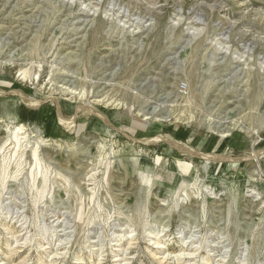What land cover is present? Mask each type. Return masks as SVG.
Wrapping results in <instances>:
<instances>
[{
	"label": "rangeland",
	"instance_id": "rangeland-1",
	"mask_svg": "<svg viewBox=\"0 0 264 264\" xmlns=\"http://www.w3.org/2000/svg\"><path fill=\"white\" fill-rule=\"evenodd\" d=\"M262 163L264 0H0V264H264Z\"/></svg>",
	"mask_w": 264,
	"mask_h": 264
},
{
	"label": "bare ground",
	"instance_id": "bare-ground-1",
	"mask_svg": "<svg viewBox=\"0 0 264 264\" xmlns=\"http://www.w3.org/2000/svg\"><path fill=\"white\" fill-rule=\"evenodd\" d=\"M127 16V15H126ZM23 20V19H22ZM15 34V33H14ZM20 45V44H19ZM248 48V47H247ZM173 64V63H172ZM243 69V68H242ZM68 84V83H67ZM243 91V90H242ZM30 102L32 101V100H29ZM34 102H37V101H34ZM31 104V103H30ZM34 104V103H33ZM36 105V104H35ZM89 109H91V108H89ZM172 117V116H171ZM223 124V123H222ZM70 125H72V124H70ZM68 126V125H67ZM228 127H226V129H220L221 131H223V132H225V133H227V134H224V138H229V137H232V136H230V134H228L229 132H230V130L229 129H227ZM218 132H219V130H218ZM221 133V132H220ZM153 141V140H152ZM150 142V141H149ZM182 149V148H181ZM211 158V157H210ZM251 174H252V176H254V175H256V176H260L261 174H262V172H261V170L257 167V168H255L252 172H251ZM259 195V194H258Z\"/></svg>",
	"mask_w": 264,
	"mask_h": 264
},
{
	"label": "crops",
	"instance_id": "crops-1",
	"mask_svg": "<svg viewBox=\"0 0 264 264\" xmlns=\"http://www.w3.org/2000/svg\"><path fill=\"white\" fill-rule=\"evenodd\" d=\"M199 141H200V140H199ZM199 141H197V142H199ZM205 141H206V140H205ZM207 143L209 144L208 141L204 142V144H207ZM216 146H217V144L213 145L214 149L216 148ZM223 146H224V145H223ZM223 146H221V148H222ZM205 147H207V146H204V148H205ZM225 149H226V148H225ZM220 150H221V149H220ZM225 152H226V151H225ZM261 167L264 169V163L261 164Z\"/></svg>",
	"mask_w": 264,
	"mask_h": 264
}]
</instances>
